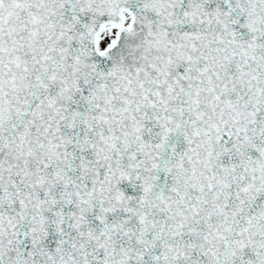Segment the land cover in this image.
I'll return each instance as SVG.
<instances>
[{"label":"snow or ice","instance_id":"obj_1","mask_svg":"<svg viewBox=\"0 0 264 264\" xmlns=\"http://www.w3.org/2000/svg\"><path fill=\"white\" fill-rule=\"evenodd\" d=\"M0 264H264V0H0Z\"/></svg>","mask_w":264,"mask_h":264}]
</instances>
